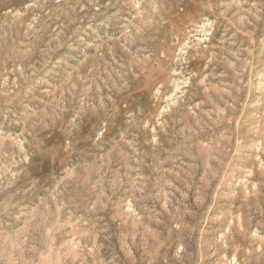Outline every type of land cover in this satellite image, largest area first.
<instances>
[{
    "label": "rangeland",
    "instance_id": "374dc122",
    "mask_svg": "<svg viewBox=\"0 0 264 264\" xmlns=\"http://www.w3.org/2000/svg\"><path fill=\"white\" fill-rule=\"evenodd\" d=\"M0 264H264V0H0Z\"/></svg>",
    "mask_w": 264,
    "mask_h": 264
}]
</instances>
